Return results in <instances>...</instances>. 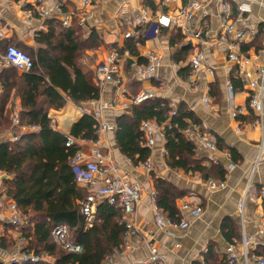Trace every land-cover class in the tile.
Masks as SVG:
<instances>
[{
    "label": "crops",
    "instance_id": "crops-1",
    "mask_svg": "<svg viewBox=\"0 0 264 264\" xmlns=\"http://www.w3.org/2000/svg\"><path fill=\"white\" fill-rule=\"evenodd\" d=\"M192 1L194 0H150L149 4L153 5L150 6L145 0H89L87 4L82 0H44L50 16L40 18L27 14L28 9L38 8L39 0H0V53L11 43L35 48L36 33L48 30L46 21L55 19L61 24L63 14L69 12L72 19H78L83 25L84 38L95 29L103 41L99 47L87 49L86 56L82 59L85 69L92 70L96 84L98 64L112 49V44L122 46L130 29L138 28L144 38L143 44L138 45L142 57L145 58L150 51H157L159 54L156 73L161 78L160 83L152 80H144L142 83L132 80L131 68H126L125 64L127 60L131 61L135 57L122 52L119 68L113 75L119 80V84L113 81L98 84L100 93L95 107L101 112V121L115 127L113 130L100 132L97 139L101 148L121 171L129 173L134 181L143 185L134 215L136 242H133L132 250L111 255L109 264H132L146 258L151 245L157 248L163 264H226L225 247L229 242L240 240L242 224L244 223L248 234H254L264 221V194L261 193L264 190V99L261 122L260 117L249 107L253 88L245 79L239 77L236 65L227 61L225 46L215 42V34L221 27L222 3L229 4L234 12L238 2H248L251 10L245 14L239 27L246 33L241 48L251 59L248 68L255 76L257 67L264 64L258 54L259 48L264 44V0H196L201 7L189 24L173 28L160 27L156 33L153 32L151 24L140 21L142 8L148 9L152 14L173 16L178 8ZM196 29L208 33L204 36L208 46L205 60L210 71L194 72L189 66V57L199 44L196 39L186 36V32ZM184 47L190 49L186 57L180 59L184 54L181 48ZM4 67L8 66H2L0 70ZM16 69L19 72L26 71ZM233 80L240 82V88L235 89ZM228 81L233 87L231 93L227 90ZM140 89L153 93V97L168 100L169 104L175 105V109L179 103H184L194 112L200 124H190L192 131L184 134L194 142L196 159L202 165L209 168L219 164L224 168L223 186L216 189L208 187L209 180L220 181L216 176L203 178L199 171L170 168L166 163L163 139H156L150 149L146 160L151 164L150 169L145 166V161L133 163L121 153L115 139L116 122L132 106H124L123 103L128 102ZM206 94L210 98L208 104L203 102ZM6 108L9 111L10 125L6 128L0 127V141H15L17 139L13 140L14 136L18 138L22 134L38 130L39 127L31 130L24 127L28 125L13 124L12 117L19 119L21 111L19 97H12L11 94ZM233 110L236 111L235 115L232 114ZM82 115L80 106L69 99L62 108H51L48 111L52 127L65 134L69 133L72 124ZM200 131H206L215 145L217 139H220L224 148L217 147L215 152L206 148L198 139ZM76 143L84 159L91 160L92 140L78 139ZM230 150L234 151L236 160L232 158ZM153 175L169 181L181 191L182 194L175 200V204L180 219L189 222L186 229L170 232L155 222L151 199L153 194L156 195ZM0 176V192L3 193L10 176L1 171ZM246 188L247 194L241 213L239 201ZM10 199L12 198L5 194L0 196L3 204ZM184 204H189L191 208L201 207L200 214L193 216L189 209L183 208ZM0 216L5 218L7 211L0 212ZM225 219L231 221L226 222ZM225 225L232 226L237 232L232 241L226 238L225 232L228 228ZM6 229L12 237L19 235V230L10 225Z\"/></svg>",
    "mask_w": 264,
    "mask_h": 264
},
{
    "label": "trees",
    "instance_id": "trees-1",
    "mask_svg": "<svg viewBox=\"0 0 264 264\" xmlns=\"http://www.w3.org/2000/svg\"><path fill=\"white\" fill-rule=\"evenodd\" d=\"M149 1L145 0L147 4ZM46 24L48 30L38 31L35 35V48L11 43L31 56L33 66L29 70L19 72L13 66L0 70V127L10 125L6 105L11 94L20 99V125L39 127L15 141H0V171L10 176L9 184L0 196L5 194L12 198L27 216L28 223L19 229V236L26 240L23 251L46 254L53 259V262L26 264H101L106 256L121 251L126 232L122 210L116 204L100 202L93 221L87 225L79 209V201L87 191L76 183L70 165L71 157L79 150L78 139L98 138L96 121L91 115L83 114L65 134L52 127L48 111L62 108L68 99L80 106L99 98L100 89L93 80L94 74L91 69H85L81 59L87 49L97 48L103 41L95 29L84 38L83 25L76 18L68 27H63L55 19L46 21ZM136 31L137 36L126 37L122 46L112 44L111 47L121 54L128 51L139 63H145L146 59L138 51L144 38L138 28ZM172 38L174 40V34ZM189 49L181 48L184 54L180 59L186 57ZM129 62L126 61V68ZM233 85L235 89L240 88L239 81L233 80ZM171 110L168 100L159 97L132 105L116 122L115 139L121 153L133 163L147 160L150 149L143 144L141 123L154 119L164 124L166 163L170 168L199 171L203 178L211 175L224 180V168L219 164L209 168L202 165L196 159L194 142L184 134L188 125L200 124L198 117L184 103L178 104L173 115H170ZM69 138L74 142L67 146ZM216 146L224 148L220 139H217ZM230 151L236 160L234 151ZM153 183L159 208L170 219L180 220L175 200L181 196V191L154 175ZM62 222L73 230L74 241L81 245L80 252L63 249L52 240V227ZM0 225L5 228L0 236V250H8L14 240L6 231L8 224L1 218ZM224 227L228 228L225 232L227 240L232 241L237 232L232 226ZM0 264L3 263L0 261Z\"/></svg>",
    "mask_w": 264,
    "mask_h": 264
},
{
    "label": "built area",
    "instance_id": "built-area-1",
    "mask_svg": "<svg viewBox=\"0 0 264 264\" xmlns=\"http://www.w3.org/2000/svg\"><path fill=\"white\" fill-rule=\"evenodd\" d=\"M82 2L87 4L89 0H82ZM200 7V2L194 0L178 8L176 14L173 16L152 14L148 9L142 8L140 11V21L144 24H151L153 32L156 33L160 27L173 28L181 26L182 24V26H184V24H189ZM250 10L251 6L246 1L238 2L236 4V11L234 12L229 4L222 3L220 15L221 27L215 34V42L225 46V57L227 61L236 65L237 71L240 75L239 77L245 79L249 86L253 88V92L250 94L249 107L260 117L262 122L264 64L257 67L255 76H253L248 68L251 59L241 48L246 33L243 28L239 27V24L244 21L245 14L249 13ZM27 14L29 16L36 15L40 18H47L50 16L47 7L44 5V0H39L38 8L28 9ZM71 20L72 14L69 12L64 13L61 18V25L63 27H68ZM186 34V36L196 39L199 44L195 47L194 52L189 57L190 68H192L194 72L201 70L210 71L205 60V50L208 46L207 41L204 40V36L208 33L196 29L189 33L186 32ZM136 35L137 31L134 29H130L126 33V37ZM1 36L2 32L0 31V37ZM124 53L128 54V51H124ZM258 54L264 60V44L259 48ZM121 59L122 54L119 53L117 49L112 48L96 68L95 79L97 84H103L104 82L109 81L119 84V80L113 77V75L117 72L119 68L118 63ZM145 59V63H138L136 58H131L129 63V67L131 68V79L140 83L144 80H152L159 83L162 82L160 76L156 73L159 62V54L157 51H150L147 53ZM2 66H13L18 69L29 70L33 66V60L27 52L19 49L13 44H8L6 45L4 52L0 53V68H2ZM251 76H253V78L248 80ZM232 89V84L228 81V92L231 93ZM152 97L153 93L140 89L128 100V102L123 103V105L139 104ZM203 102L205 104L210 102V98L207 94L203 96ZM96 104V99L88 100L80 105V110L83 114H89L94 118L97 124V134L99 135L100 132L113 130L115 127L112 124L101 121V112L95 107ZM170 106L172 108L170 115H173L175 113V105L170 104ZM232 114L235 115L236 111L233 110ZM12 122L17 126H20L19 119L16 116L12 117ZM24 127H28L31 130H36L38 128V126L33 124ZM141 131L143 134V144L149 149L153 148L156 139L164 140L163 126L154 119L143 120L141 123ZM190 131H192V127L191 125H188L184 132ZM15 139H17V136L13 137V140ZM198 139L209 150L215 152L218 149L206 131H200L198 133ZM73 142L74 140L69 138L66 145L69 146ZM92 144L93 149L91 160L86 161L80 150H77L70 159V165L73 169L76 183L87 191L86 196L79 201L80 213L84 216L86 224L90 225L95 217L98 203L106 201L109 204H116L120 207L126 228L120 252L130 251L132 250L133 242H136L134 215L143 192V185L140 182L134 181L129 173L121 171L114 164L109 154H106L101 148L98 139L92 140ZM144 164L147 168H151V164L148 163V161H145ZM220 186H223V181H208V187L210 189H216ZM261 193L264 194L263 189L261 190ZM246 194L247 188L243 192L241 200L239 201L241 213L244 207ZM151 199L154 220L160 227L167 229L170 232H175L182 231L189 226V222L185 219L175 221L167 217L157 205L154 194ZM183 208L189 209L193 216H198L201 212V207L199 206L191 208L189 204H184ZM2 211H7V216L5 218L0 216L1 219L16 230H19L22 226H25L28 223V220L13 199L7 201L6 204L0 202V212ZM243 222L244 220L242 219V223ZM3 233L4 228L1 226L0 236L3 235ZM50 235L54 243L63 249L71 252L81 251V245L74 241L73 230L67 223L62 222L54 225L50 231ZM15 240L16 251L9 253L7 257L0 256V261L3 264H26L38 261L53 262L50 260L52 258L46 254L37 255L33 251H23L26 244L25 238L17 235L15 236ZM224 255L226 264H264V221L254 234H248L243 223L240 240L229 242L225 247ZM44 256H46V258H44ZM109 257L110 256H106L101 264H109ZM132 264H163V258L157 252V248L151 245L149 255L146 258L133 262Z\"/></svg>",
    "mask_w": 264,
    "mask_h": 264
},
{
    "label": "rangeland",
    "instance_id": "rangeland-1",
    "mask_svg": "<svg viewBox=\"0 0 264 264\" xmlns=\"http://www.w3.org/2000/svg\"><path fill=\"white\" fill-rule=\"evenodd\" d=\"M86 52H87V51L84 52V55H85V56H86ZM84 55H83L82 59L84 58ZM82 59H81V60H82ZM25 216H26V215H25ZM26 217H27V216H26ZM12 239L14 240V244H13L12 248H10V249H8V250H0V252L2 253V254L0 255L1 257H7L9 253H13V252L16 251V249H15V243H16L15 237H12ZM44 258H46V256H44ZM50 260L53 261V259H50Z\"/></svg>",
    "mask_w": 264,
    "mask_h": 264
}]
</instances>
